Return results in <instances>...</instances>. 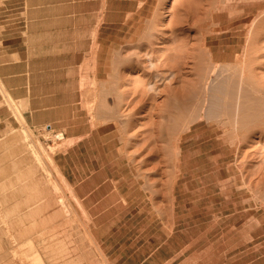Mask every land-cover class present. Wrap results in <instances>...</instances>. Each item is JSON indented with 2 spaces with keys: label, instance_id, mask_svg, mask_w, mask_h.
<instances>
[{
  "label": "rangeland",
  "instance_id": "rangeland-1",
  "mask_svg": "<svg viewBox=\"0 0 264 264\" xmlns=\"http://www.w3.org/2000/svg\"><path fill=\"white\" fill-rule=\"evenodd\" d=\"M209 1L42 0L39 27L25 18L41 54L10 69L30 70L28 81L11 76L13 94L0 82V139L25 143L29 216L24 233L17 220L4 225L13 232L0 233V264H27L33 252L41 264H264V0ZM183 44L200 66L182 55L173 76L166 62ZM138 59L161 74L147 80ZM212 66L208 99L223 113L206 112L201 94L177 121L178 102ZM232 76L244 80L235 98L215 92ZM26 92L31 102L18 99ZM32 106L29 128L22 111Z\"/></svg>",
  "mask_w": 264,
  "mask_h": 264
},
{
  "label": "crops",
  "instance_id": "crops-1",
  "mask_svg": "<svg viewBox=\"0 0 264 264\" xmlns=\"http://www.w3.org/2000/svg\"><path fill=\"white\" fill-rule=\"evenodd\" d=\"M62 3L59 1L56 4L61 6ZM42 16V0H6L0 4V82L9 95L16 91L9 86L11 76L13 78L25 76L26 81L30 78L29 69L26 71L18 70V74L13 73L12 75H10V69L14 71V69L21 66L28 67L35 65L36 57L39 59L41 54L40 39L38 36L36 37L40 33V30L38 28L37 31L29 32L28 35L32 37L28 36L26 40L22 30L25 28L24 20L25 18L32 19V23L37 24L39 27ZM65 16L66 14L63 12L56 13V17ZM28 40H32L34 43L33 53H30V46L26 43ZM30 97L31 95H27L26 92L25 96L18 97V99L29 100L31 102ZM21 104L24 106L25 103L21 102ZM37 112L38 110L33 106L29 107L28 110L22 111L27 119L26 123L29 128L37 125ZM1 124L6 123L3 120ZM4 128L2 127V129ZM16 140L19 139L15 137L0 139V233L13 232L12 228L8 230L6 228L3 229L5 224L13 220H17V233H24V219L25 216H29L27 212L25 213L27 203L26 157L25 146H23L25 143L15 142ZM42 199L40 198V200ZM33 205L35 203L31 204V206ZM37 205L39 212L47 206L43 201ZM37 205L30 209L33 210V218L37 214L35 210ZM8 217L11 219L8 220Z\"/></svg>",
  "mask_w": 264,
  "mask_h": 264
},
{
  "label": "bare ground",
  "instance_id": "bare-ground-1",
  "mask_svg": "<svg viewBox=\"0 0 264 264\" xmlns=\"http://www.w3.org/2000/svg\"><path fill=\"white\" fill-rule=\"evenodd\" d=\"M215 1L217 2V0H210L209 1V3L211 4V3H215ZM220 1V0H219ZM209 4V5H210ZM217 6V5H216ZM206 11V10H205ZM205 13V12H204ZM213 13V12H212ZM206 15V14H205ZM208 22V21H207ZM207 22L203 19V20H201V19H196V21H195V23H194V27H195V29L196 30H204L205 29V27L207 26ZM254 23V22H253ZM261 25V24H260ZM208 27H209V25H208ZM249 30H250V28H249ZM259 30V29H258ZM258 30H256V31H258ZM260 31V30H259ZM208 33V32H207ZM204 34V33H203ZM201 35H202V33H201ZM148 38V37H147ZM150 38V37H149ZM252 40V39H251ZM142 41V40H141ZM145 42V41H144ZM180 42V41H179ZM255 42V41H254ZM185 43V42H184ZM146 44V43H145ZM148 44V43H147ZM199 44H200V42H199ZM198 43H197V46H198V50H201L202 48H201V44L199 45ZM257 44V43H256ZM203 45V44H202ZM260 45V44H259ZM258 45V46H259ZM180 46V45H179ZM182 47L180 48L179 47V49H178V57H177V62H176V64H172L171 62H166V64L168 65V67H169V70L173 73V76H177L178 74H179V69H180V61H181V59H183V58H181L182 57V55H186V57H188V55L187 54H189V56L194 60V64H195V66H194V69H195V71H197V69L199 68V62H200V60H201V56H199V53H193L192 51H191V53L190 52H186V46H185V44H183V45H181ZM196 47V46H195ZM248 47H249V43L247 42V45H245V46H243V50H245V53H247V49H248ZM260 47V46H259ZM245 48V49H244ZM189 49H194L193 48V46L192 45H189ZM205 49V48H204ZM177 50V49H176ZM197 50V51H198ZM144 51V50H143ZM203 50H201V52L200 53H204V52H202ZM249 51V50H248ZM252 51V50H251ZM259 51H261V50H259ZM147 52V51H146ZM199 52V51H198ZM242 52V51H241ZM244 52V51H243ZM151 53V52H150ZM205 53H206V51H205ZM205 53H204V55H205ZM261 53V52H260ZM143 55H144V53H143ZM207 55H208V53H207ZM260 56H261V54H259ZM142 56V55H141ZM152 56V55H151ZM206 56V55H205ZM211 56V55H210ZM242 56H243V54H242ZM249 56V55H248ZM143 57V56H142ZM250 57V56H249ZM254 57V56H253ZM252 57V58H253ZM152 58V57H151ZM207 58V57H206ZM248 58V57H247ZM204 59H205V57H204ZM141 60V59H140ZM251 60V59H250ZM254 60V59H253ZM256 61H257V58L255 59ZM259 60V59H258ZM129 61H131V59L129 60ZM143 61V60H142ZM142 61H139V59L138 60H136L135 62H131L132 64V66H133V68H135V69H137L139 72H141V73H139V74H141V75H143V77H145V78H147V80H151V79H155L156 77H158L160 74H159V66L160 65H155V63H148V64H144ZM185 61V60H184ZM119 62H121V60L119 61ZM124 62H125V59H124ZM241 62V61H240ZM129 63V62H128ZM235 63V62H234ZM255 63V62H254ZM187 64V63H186ZM203 64V63H202ZM237 64V63H236ZM211 65V64H210ZM243 65V64H242ZM241 65V66H242ZM230 66V65H229ZM235 66V65H234ZM258 66V65H257ZM202 67H203V65H202ZM213 67V66H212ZM218 67H219V65H218ZM237 67V66H236ZM226 68V67H225ZM244 68V67H243ZM210 69V68H209ZM230 69H232V67H230ZM242 69V68H241ZM256 69V68H255ZM259 69V68H258ZM205 70V69H204ZM245 70V69H244ZM249 70V69H248ZM208 71V70H207ZM216 66H214L212 69H210L209 70V74L207 75V76H205L206 78L203 80V82L202 81H200V82H198V83H194L193 84V86H192V88H190L188 91H187V93H185L184 94V98L181 100V101H179L178 102V104L177 105H179V107H180V105H181V112H180V114H178V115H175V118L177 119V121H183L184 119H186L187 117H189V116H191L190 115V110H189V108H188V105H190V103L191 104H193V105H197L198 104V102H199V99H200V96H201V94H202V99L200 100L201 101V106H202V108L203 107H205V105H206V103H207V106H206V112H211L210 110L211 109H213V112H214V109H215V111H217V110H221L222 111V113H223V110L222 109H217L216 110V103H215V101H212V99H208L209 98V90H210V87H209V82L211 81V78L212 77H214L215 76V74H216ZM225 71H226V69H225ZM239 71V70H238ZM243 71V70H242ZM257 71V70H256ZM202 72V71H201ZM247 72V71H246ZM242 74H244V72H242ZM250 74H251V76H254L253 74H254V70L253 69H250ZM255 74H256V72H255ZM203 75V74H202ZM217 75V74H216ZM232 75V74H231ZM234 75H235V73H234ZM233 75V76H234ZM239 75H240V73H239ZM232 76V78H229V79H225L224 78V80L223 81H221L220 83H219V85L216 87V89H215V92H220L221 94H225L226 96H229V97H234V93L236 92L237 93V91L238 90H241V88H240V86H242L240 83H241V81H244V80H242V78H239V76H237L238 78H239V80L238 79H235L234 81H233V79H234V77ZM248 76V75H247ZM221 77V76H220ZM225 77V76H224ZM242 77V76H241ZM249 77V76H248ZM255 77V76H254ZM258 78V77H257ZM222 80V79H221ZM236 80H238V82L236 81ZM245 80H247V79H245ZM250 80V79H249ZM257 80H261V79H257ZM260 82V81H259ZM246 83H248V82H246ZM246 83H244V84H246ZM249 84H250V82H249ZM245 86V85H244ZM261 86V85H260ZM246 87V86H245ZM247 87H249V86H247ZM259 87V86H258ZM240 88V89H239ZM250 88V87H249ZM201 89L203 90L202 92L203 93H201ZM243 89H244V87H243ZM248 89V88H247ZM0 91H1V89H0ZM144 91V90H143ZM244 91V90H243ZM262 91V90H261ZM261 91H260V93H261ZM241 92V91H240ZM249 92H251V91H249ZM248 92V93H249ZM252 92H253V90H252ZM251 92V93H252ZM151 93V92H150ZM153 93H155V92H153ZM259 93V94H260ZM263 93V92H262ZM241 94V93H240ZM250 94V93H249ZM258 94V93H257ZM258 94V95H259ZM255 95V94H254ZM253 96V95H252ZM238 97V96H237ZM243 97V96H242ZM8 98H9V100H11L12 102H13V100L8 96ZM235 98V97H234ZM233 98V100H235ZM254 98V97H253ZM241 99H243V98H241ZM7 100V99H6ZM243 100H245V99H243ZM242 100V101H243ZM230 102V104H232V102L231 101H229ZM241 102V101H240ZM236 103V102H235ZM229 104V105H230ZM240 104V103H239ZM243 104V103H242ZM247 105H248V103H246ZM260 104V103H259ZM236 105V104H235ZM241 105V104H240ZM242 106V105H241ZM168 107H169V104H168ZM228 107L229 106H223V109H224V111H227L228 112ZM251 107V106H250ZM15 108H17V107H15ZM202 108H200L201 109V111H202ZM247 108V107H246ZM199 109V110H200ZM232 109V108H231ZM234 109V108H233ZM240 109H242V108H240ZM189 110V111H188ZM221 111H219V112H217V113H220ZM260 111V110H259ZM19 112V111H18ZM189 112V113H188ZM204 112V111H203ZM206 112H204V114H205V116H207L206 115ZM226 112V113H227ZM216 113V112H215ZM215 113L213 114V116L215 115ZM243 113V112H242ZM203 114V115H204ZM244 114V113H243ZM219 115V114H218ZM224 115V114H223ZM222 115V116H223ZM216 116V115H215ZM226 116V115H225ZM237 116V115H236ZM235 116V117H236ZM197 117H200V116H197ZM211 117V116H210ZM216 117H218V116H216ZM231 117V116H230ZM234 117V118H235ZM221 118V117H220ZM188 119V118H187ZM200 119V118H199ZM239 120V119H238ZM237 120V121H238ZM187 121V120H186ZM222 122V121H221ZM220 122V123H221ZM23 134H24V136L25 137H28L29 138V136L31 135V133L29 132V131H27L26 129H24L23 130V132H22ZM56 138L57 139H63L64 137H63V135L62 134H57L56 135ZM165 138V137H164ZM180 138V137H179ZM172 139H174V140H176V143L175 142H173L172 143V148H173V150L175 151V149H177L178 148V146H177V143H178V138H176L175 136H173L172 137ZM180 140V139H179ZM67 142L68 143H71L72 142V140L71 139H68L67 140ZM28 149V148H27ZM39 156V155H38ZM52 156V155H51ZM178 157V156H177ZM173 158H176V156L175 157H173ZM51 160V159H50ZM39 165V164H38ZM61 199V198H60ZM60 201H62V200H60ZM28 243V242H27ZM29 249H31V248H29ZM46 249V248H45ZM44 250V249H43ZM50 256H52V254L50 253ZM25 258H26V262H27V264H41L42 263V260H40V258H39V254H36V252H33V253H31V254H26L25 255ZM51 261V260H50Z\"/></svg>",
  "mask_w": 264,
  "mask_h": 264
}]
</instances>
